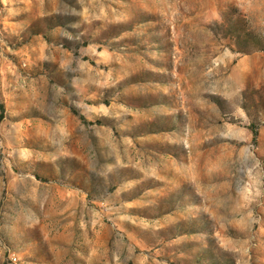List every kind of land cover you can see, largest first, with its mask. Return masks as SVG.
<instances>
[{"label":"rangeland","instance_id":"374dc122","mask_svg":"<svg viewBox=\"0 0 264 264\" xmlns=\"http://www.w3.org/2000/svg\"><path fill=\"white\" fill-rule=\"evenodd\" d=\"M0 264H264V0H0Z\"/></svg>","mask_w":264,"mask_h":264}]
</instances>
